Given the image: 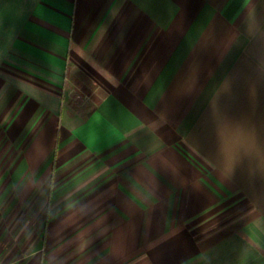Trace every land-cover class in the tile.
Masks as SVG:
<instances>
[{
    "label": "crops",
    "instance_id": "obj_1",
    "mask_svg": "<svg viewBox=\"0 0 264 264\" xmlns=\"http://www.w3.org/2000/svg\"><path fill=\"white\" fill-rule=\"evenodd\" d=\"M0 140V248L264 264V0H0Z\"/></svg>",
    "mask_w": 264,
    "mask_h": 264
},
{
    "label": "rangeland",
    "instance_id": "obj_2",
    "mask_svg": "<svg viewBox=\"0 0 264 264\" xmlns=\"http://www.w3.org/2000/svg\"><path fill=\"white\" fill-rule=\"evenodd\" d=\"M71 78L74 82L75 80H79L81 85L85 86L87 89V92H85L86 94L80 90H74L71 92L70 102L75 105H82V103H85L86 101L85 105L88 104L89 107L93 106L94 100H99L100 96L103 95L105 91L104 88L106 87V83L102 81L103 77L88 73L87 69L79 72H73ZM71 88L75 89L72 84ZM76 91L79 94H76ZM6 152L7 147L0 144V154H5ZM1 244L4 245L5 248H0V255L6 264H39L38 258L29 257L26 242L17 241L12 243L13 245L10 247H6L5 242H1ZM22 255L24 257H22Z\"/></svg>",
    "mask_w": 264,
    "mask_h": 264
},
{
    "label": "built area",
    "instance_id": "obj_3",
    "mask_svg": "<svg viewBox=\"0 0 264 264\" xmlns=\"http://www.w3.org/2000/svg\"><path fill=\"white\" fill-rule=\"evenodd\" d=\"M0 264H6L2 258V256L0 255Z\"/></svg>",
    "mask_w": 264,
    "mask_h": 264
}]
</instances>
